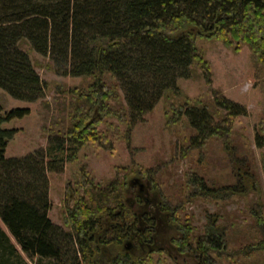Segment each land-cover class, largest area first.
I'll return each instance as SVG.
<instances>
[{
    "label": "trees",
    "instance_id": "trees-1",
    "mask_svg": "<svg viewBox=\"0 0 264 264\" xmlns=\"http://www.w3.org/2000/svg\"><path fill=\"white\" fill-rule=\"evenodd\" d=\"M200 36L216 38L229 47L237 43V50L247 44L254 59L264 64V0H0L1 89L28 102L45 96L43 79L19 48L22 38L36 52L50 57L58 75L93 79L80 94L86 103L76 105L68 132L52 131L46 148L21 157H6L18 129L3 124L25 117L30 109L5 112L0 105V264H101L102 249L109 246L116 249L111 264H146L145 257L123 249L122 219L127 215L128 221L134 220L126 204L129 178L119 190H112L115 186L111 185L109 190L99 189L97 198L81 194L74 198L73 205L66 206L64 223L71 228L66 230L49 216V172H63L89 142L107 145L109 135L97 126L108 117H116L128 131L145 121L168 89L178 90L179 78L190 77L196 60L209 72L196 44ZM106 74L117 80L115 86L124 93L126 103L121 108L111 104L119 95L107 83ZM215 103L226 112L222 122L215 121L206 105L187 102L177 109V118L187 116L197 133L190 138L188 150L211 137L229 138L235 118L248 112L225 96ZM105 124L115 138L120 137L114 123ZM255 142L264 149V122ZM233 163L234 184L211 187L193 173L187 180L191 196L226 200L260 193L262 182L248 161L237 158ZM160 198L163 210L171 212L178 224L175 241L181 251L196 253L200 260L195 264H216L212 254L226 248L225 232L211 222L194 246L192 228L176 217L179 207L172 209L166 196ZM108 218L114 222L110 230ZM258 248L264 249V240L254 247Z\"/></svg>",
    "mask_w": 264,
    "mask_h": 264
},
{
    "label": "rangeland",
    "instance_id": "rangeland-1",
    "mask_svg": "<svg viewBox=\"0 0 264 264\" xmlns=\"http://www.w3.org/2000/svg\"><path fill=\"white\" fill-rule=\"evenodd\" d=\"M196 44L209 65V72L196 60L190 77L179 78L178 90L168 89L146 114L145 121L128 131L116 117H108L106 122L119 128V138L113 136L109 124L101 123L97 130L109 135L107 145L103 141L97 145L89 142L80 149L76 161L66 164L63 172H49L52 203L49 216L54 223L70 230L64 217L67 204L73 205L74 198L79 194L97 198L99 189L109 190L111 185L115 186L112 190H119L124 181L139 174L143 182L149 180L161 190H157L159 196H166L172 209L179 207L176 217L192 228L190 236L195 238L194 246L196 237H203L211 222L225 232L226 248L212 254L216 264H264V249H254L264 240V149L255 142L256 131L264 122V64L254 59L247 44H241L237 50V43L229 47L216 38L202 36L197 38ZM19 48L29 55L43 79L45 96L28 102L0 88V105L5 112L14 108L30 109L25 117L3 124L4 128L18 129L7 147L8 158L46 148L52 131L68 132L76 105L86 103L80 94L93 83L92 77L86 75H58L50 57L36 52L27 38L19 41ZM105 78L108 84L116 85L117 80L110 74ZM117 91L119 99L111 101L116 109L126 103L118 86ZM222 96L244 105L247 114L235 118L229 138L211 137L205 144L188 150L190 138L197 133L187 116L177 118V109L187 102L206 105L215 121L222 122L226 112L215 103V99ZM237 158L246 159L251 171L259 176L260 193L226 200L191 196L192 188L187 180L193 173L204 177L211 187L234 184L233 160ZM173 233L174 230L167 229L163 237L166 239ZM167 246V243L160 244L148 255L142 254L148 259L146 264H195L200 260L193 252L178 256L177 251ZM157 248L162 249L155 251Z\"/></svg>",
    "mask_w": 264,
    "mask_h": 264
},
{
    "label": "flooded vegetation",
    "instance_id": "flooded-vegetation-1",
    "mask_svg": "<svg viewBox=\"0 0 264 264\" xmlns=\"http://www.w3.org/2000/svg\"><path fill=\"white\" fill-rule=\"evenodd\" d=\"M126 204L128 210L132 211L134 220L128 221L127 215V219H122L125 221L124 250L135 256H143L144 253L148 255L149 252H153L160 244L167 243V247L170 246L177 251L178 256L189 254L181 251L179 244L175 241L178 236V224L172 220L171 212L163 210L158 191L153 188L149 180L143 182V177L139 174L128 180ZM106 222L107 230L114 227V222L109 218ZM167 229L174 230V233L165 239L163 232ZM159 249L162 248H157L155 251ZM114 250H116L114 246L102 249L106 260L101 258V263L107 264L105 261H108V264H111L115 258ZM163 250L169 253L166 248Z\"/></svg>",
    "mask_w": 264,
    "mask_h": 264
}]
</instances>
